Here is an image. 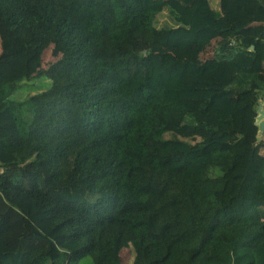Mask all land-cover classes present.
Here are the masks:
<instances>
[{"label": "trees", "instance_id": "1", "mask_svg": "<svg viewBox=\"0 0 264 264\" xmlns=\"http://www.w3.org/2000/svg\"><path fill=\"white\" fill-rule=\"evenodd\" d=\"M0 43V264H264V0H0Z\"/></svg>", "mask_w": 264, "mask_h": 264}, {"label": "rangeland", "instance_id": "2", "mask_svg": "<svg viewBox=\"0 0 264 264\" xmlns=\"http://www.w3.org/2000/svg\"><path fill=\"white\" fill-rule=\"evenodd\" d=\"M216 2V6H218V0H215ZM155 24L158 27H166V26H170L172 25L171 20L169 19V16L167 14V12H163L161 14H159L155 20ZM213 44L210 45L208 47V49L206 50L205 54L203 55V57H207V56H211L214 54V49H213ZM0 52H1V43H0ZM53 60V57L51 55V50L48 49L43 57V68L46 67V65ZM47 84V79L44 76L41 77H36L34 79H32V81L30 82H23L18 90L16 91V93L12 96V98H23L24 96H26L27 94L30 93H35L38 92L40 90H43L46 88ZM257 126V125H256ZM258 128V126H257ZM256 139H258V141L262 140L261 136L258 134H255ZM264 139V138H263ZM228 159L225 157H222V163L225 165L227 163ZM214 204V201H213ZM85 263V262H83ZM123 264H128V260L126 257V254H123Z\"/></svg>", "mask_w": 264, "mask_h": 264}, {"label": "water", "instance_id": "3", "mask_svg": "<svg viewBox=\"0 0 264 264\" xmlns=\"http://www.w3.org/2000/svg\"><path fill=\"white\" fill-rule=\"evenodd\" d=\"M255 125L258 126V135L264 138V100H258L257 115L255 117Z\"/></svg>", "mask_w": 264, "mask_h": 264}, {"label": "crops", "instance_id": "4", "mask_svg": "<svg viewBox=\"0 0 264 264\" xmlns=\"http://www.w3.org/2000/svg\"><path fill=\"white\" fill-rule=\"evenodd\" d=\"M263 71H264V67H263ZM258 133V132H257Z\"/></svg>", "mask_w": 264, "mask_h": 264}]
</instances>
